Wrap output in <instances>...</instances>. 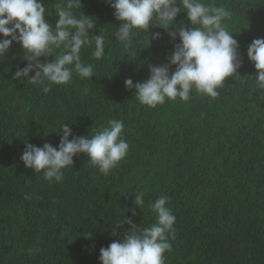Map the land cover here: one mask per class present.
Segmentation results:
<instances>
[{"label": "trees", "instance_id": "trees-1", "mask_svg": "<svg viewBox=\"0 0 264 264\" xmlns=\"http://www.w3.org/2000/svg\"><path fill=\"white\" fill-rule=\"evenodd\" d=\"M41 2L55 28L56 6L65 0ZM203 2L232 13L226 25L241 61L214 99L193 90L187 102L141 105L125 80L145 81L150 66L169 65L171 75L180 41L151 26L149 39L160 38L145 48L141 33L126 51L107 0H81L76 10L95 22L90 38L105 37L102 59L92 57L94 41L81 51L82 62L93 65L91 79L73 72L69 84L48 93L27 81L34 72L13 79L28 62L12 43L0 61V264H101L102 248L123 242L133 226L155 223L149 205L161 195L176 216L164 264H264V90L247 57L253 40L264 38V0ZM175 24L192 27L184 12ZM113 119L123 121L129 149L108 175L80 154L61 182L49 183L21 160L25 143L58 148L64 124L75 137L91 136ZM137 192L144 193L141 208L133 203Z\"/></svg>", "mask_w": 264, "mask_h": 264}, {"label": "clouds", "instance_id": "clouds-1", "mask_svg": "<svg viewBox=\"0 0 264 264\" xmlns=\"http://www.w3.org/2000/svg\"><path fill=\"white\" fill-rule=\"evenodd\" d=\"M107 3L120 22L115 38L126 51L141 33L145 36V48L151 46V40L159 39V33L149 39L151 26L164 29L172 40L179 38L180 43L175 45L169 61L175 66L171 75L169 65L150 66L145 81L134 85L132 79L125 80L126 89L135 88V98L141 105L156 108L177 98L187 102L193 90L214 99L226 78L237 74L241 67L238 42L226 25L232 13L225 7L206 4L203 0H107ZM81 7V0H65L63 5H57L58 20L53 28L45 20L46 7L41 0H0V61L12 43L17 42L28 62L26 67L16 70L13 79H26L34 72L27 81L48 93L53 84H69L73 72L82 79L95 75L93 65L82 62L81 51L94 41L92 57L102 59L105 37L100 34L90 38L95 22L84 14L77 15L76 10ZM181 12L187 14L191 28H177L175 20ZM54 54L55 58L48 62L47 58ZM41 57L45 58L43 62ZM247 57L257 73L256 86L264 90V38L253 40ZM123 131V121L113 119L91 136L75 137L71 127L64 124L58 148L48 143L43 147L25 143L21 160L26 168L42 172L49 183L61 182L64 170L73 167L74 157L80 154L86 155L89 164L101 174L108 175L127 156L129 144ZM134 196V205L141 208L144 193L137 192ZM167 205L163 195L150 203L155 223L151 227L133 226L131 232L125 233L123 242L116 240L102 248L101 264H164L165 253L172 250L170 239H174L176 223V216Z\"/></svg>", "mask_w": 264, "mask_h": 264}]
</instances>
